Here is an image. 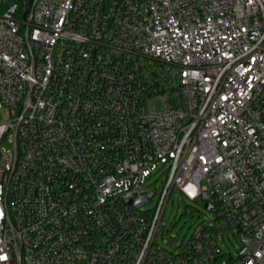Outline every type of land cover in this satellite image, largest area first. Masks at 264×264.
Returning a JSON list of instances; mask_svg holds the SVG:
<instances>
[{"label": "built area", "instance_id": "2783aa9c", "mask_svg": "<svg viewBox=\"0 0 264 264\" xmlns=\"http://www.w3.org/2000/svg\"><path fill=\"white\" fill-rule=\"evenodd\" d=\"M172 193L207 214L167 247ZM263 255L264 0H0V264Z\"/></svg>", "mask_w": 264, "mask_h": 264}, {"label": "rangeland", "instance_id": "374dc122", "mask_svg": "<svg viewBox=\"0 0 264 264\" xmlns=\"http://www.w3.org/2000/svg\"><path fill=\"white\" fill-rule=\"evenodd\" d=\"M152 73H155L158 77L156 81L160 83L161 89H164L162 93L155 99V102L151 103L150 108L152 111H159L163 106H170V97L173 92V97L178 101L176 89L178 90L180 79L177 78V69L168 65L153 63L148 66ZM150 79H153L150 76ZM172 88L174 90L172 91ZM152 186H161V177L156 182L152 181ZM151 187V189H153ZM154 202L150 207H153ZM191 212H188L189 210ZM203 214H207L203 205L194 202H189L183 199L177 193H172L166 204L163 217L161 219V226L157 233V242L162 244L167 243V247L170 245H176L182 241H186L193 231V228L202 220ZM177 237V239H175ZM225 241L223 251L232 256L237 255L238 242L233 236L231 231L224 233Z\"/></svg>", "mask_w": 264, "mask_h": 264}, {"label": "water", "instance_id": "95a60500", "mask_svg": "<svg viewBox=\"0 0 264 264\" xmlns=\"http://www.w3.org/2000/svg\"><path fill=\"white\" fill-rule=\"evenodd\" d=\"M28 12L26 13V15ZM256 264H264V255L256 262Z\"/></svg>", "mask_w": 264, "mask_h": 264}]
</instances>
